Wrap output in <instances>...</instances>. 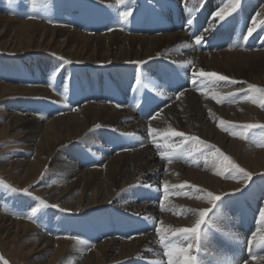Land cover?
<instances>
[{"label":"bare ground","instance_id":"bare-ground-1","mask_svg":"<svg viewBox=\"0 0 264 264\" xmlns=\"http://www.w3.org/2000/svg\"><path fill=\"white\" fill-rule=\"evenodd\" d=\"M244 6V15L248 18L252 17L253 10H256L258 6L257 9L260 10V17L263 20L264 0H250L248 4L245 1L241 8ZM101 13L99 17H102ZM157 13L164 14L163 10L161 12L159 10ZM261 20H259V24L263 25L264 21ZM0 30H16V32H20L19 38L22 41L28 40L29 44L27 46H23L22 42L15 45L6 43V47L10 46V50L33 49L26 53L50 52L57 58L63 57L79 66L87 64L102 65L103 62L123 64L134 60L150 59V57L156 56L159 51L163 55V59L180 61V56L172 49V43L173 41L188 39L184 31L164 32L159 35H129L122 31L87 35L76 28L70 30L64 27H52L40 21L19 20L2 14H0ZM90 42H93L94 46H89L91 45ZM189 55L190 53L185 54L186 57L192 56L191 58L196 60V73L203 70L202 65L204 63L215 69L227 70L230 76L220 74L227 76L231 81L244 79V74L247 73L254 81L261 82L264 85V50H222L217 53L196 51L193 55ZM53 65L54 61L52 59L43 61L42 66L33 70L30 79L27 80L30 81L27 82L28 85L26 86L0 81V99L6 100V97L10 98L16 95H30L50 96L53 100L56 94L48 89V83L51 81H49V76L54 69ZM83 66L77 71L78 83L76 87L96 88L97 83L98 86L102 87L104 82L97 79L94 84V75L87 74L88 71ZM158 71L159 67L157 66L151 78L146 74L143 75V77L147 76L146 82H150L153 89L156 90L153 81H156L158 86L161 85L165 88L162 98L167 105H164V107L161 105L157 108L160 113L150 122H140V124L139 122H129V119L135 117V107L131 105L128 97L133 74H123L118 69L109 72L111 76L115 77L118 94L113 95L110 93L108 96L117 101L116 103L100 97L102 100L96 99L87 102L86 105L79 107L75 112L58 115L49 118L45 122L42 120L46 117L34 113L27 114L29 116L20 115L16 112L8 114V125L2 128L0 132L8 133L20 128L28 131L26 139L30 141V145L35 147L37 159L41 160L42 156H48L45 164L53 156L56 158L55 153L60 146L81 138L85 131L98 124L110 126V123H116L122 130L137 129L140 131H142V128L139 129L138 127L144 126L145 130L155 131L158 135L168 132L170 129L179 128L186 134L178 138L179 142L183 141L186 136H197L199 139L195 138L194 141L182 144L177 148L179 157H173L169 163L159 160V155L155 152V149L160 147L161 150L171 155L175 154L171 150L172 136L171 139H164V144L168 147L161 144L156 145L153 139L142 137V141L133 144L135 147L133 146L132 152L115 154L108 157L107 161L103 158L102 164L97 165L94 169H81L79 164V168H77L67 158L62 157L63 160H61L59 157V163L55 164L56 168H58L57 166H63V164L73 167L72 170L68 171L77 174L78 177L72 179L70 183L86 184L87 189L90 188L94 195L88 200L79 199L87 201L73 203L65 201L69 199L67 189L64 192L55 190L51 193L47 189L42 190L41 194L46 195L52 202L60 204L65 209L73 210L76 213H84L85 226L83 225L84 221L70 225H66V221H62L61 224L65 226L64 230L72 228L75 234L90 238H82V242L70 239H53L30 223L11 219L0 209V247L2 249V243L13 248L16 244L22 245L23 250L21 252L25 255L32 254L34 256V259L32 256L31 264H114L135 256L144 260H151L152 263L149 264H180L179 258L184 259L183 253L187 254L189 252L185 243L188 236H190L189 231L194 229L201 221V213L204 214L205 209L207 210L211 204L206 193H223L242 185L232 180H223L218 175L217 169L225 163L227 157L236 158V161L243 168L256 174L264 171V148L252 147L241 138L222 132L217 126L218 121H252L255 120L256 115L264 122V111L254 104L241 102L228 103L226 106L219 104L223 94L227 95L228 93L240 91L245 86H237L225 81L220 88L217 87L201 93H198L200 90L194 91L192 89L177 95L178 97L175 98L170 96L171 93H167L166 85L159 81V79H163V72ZM190 71L195 72L193 69L188 70L186 73L192 75L193 72ZM130 75L131 78H128ZM124 78L131 80L128 88H122V79ZM198 86L196 83L195 88ZM65 88L67 87L65 86ZM105 89L108 90V88ZM67 90L69 91L70 88L68 87ZM97 90L93 89L92 93L97 94ZM98 92L101 93V90ZM124 94H127V96ZM172 94L175 95V93ZM63 105L65 108L64 102ZM65 109L69 110L67 107ZM17 136H20L19 133ZM143 143H146V145L140 146ZM63 149L65 150V147ZM65 151L69 155H73L75 152L74 149L69 151L66 149ZM63 156H65L64 152ZM20 160L25 162L27 159L20 158L18 161ZM29 162L33 169L43 168V165L38 162ZM0 168L3 172L14 170L12 165L2 163ZM28 170L22 173L23 178L31 176V172ZM142 179H149L162 184L168 194L171 189L172 194H174L176 189L178 191L177 187H184L181 189L183 197L168 195L162 200L160 206L159 199L162 196V191L157 193L156 200L148 203H145L147 197L141 195V193L139 197L133 198L134 191H127V189L131 184ZM80 187L83 186H78L77 189ZM191 197L192 199H190ZM147 200H151V198ZM58 201H62V203H58ZM254 204H257V202H254ZM110 205L119 208L117 210H127L130 213L145 212V215L149 217L140 216L143 219L141 224L133 225L129 222L128 226L123 229L126 218L115 216L112 210L114 206ZM158 207L159 209H156ZM233 208L235 209V207ZM91 211H93L92 216H90ZM221 217L225 219L224 226L227 236L233 237V241L241 239L239 243L237 242L239 247L249 245L248 248L252 250V240L263 243L254 246L255 252L251 254L250 259L242 257L247 259H245V264H264V255H260L264 252V229L257 230L252 225L250 232L248 229L240 231L236 227L239 225L237 214L234 219L232 216H228L227 213L221 214L218 218ZM79 219L81 220V218ZM114 220L120 222L116 233L121 234V236L113 238V234H115L112 232ZM184 229L189 231H182ZM252 231V237L249 238L248 236ZM125 237L128 238L125 239ZM158 237L161 240L158 241ZM165 246L168 250L163 252V255L161 248ZM232 255L225 250L221 259L226 263V260L231 259ZM236 255L240 259V256ZM7 263L9 264L8 261ZM226 264H228V260Z\"/></svg>","mask_w":264,"mask_h":264},{"label":"rangeland","instance_id":"rangeland-1","mask_svg":"<svg viewBox=\"0 0 264 264\" xmlns=\"http://www.w3.org/2000/svg\"><path fill=\"white\" fill-rule=\"evenodd\" d=\"M15 1H20V2H15ZM66 1L67 0H63V1L62 0H0V14L6 15L8 17L16 18L19 20L40 21L52 27L53 26L54 27H64L70 30L76 28L82 31L79 28V26L82 24L84 25V23L85 25L87 26L90 25L91 27H96L95 24L97 23V26L99 27L113 26L115 28V30L114 29L108 30V32H105V33H102L101 31H96V33L95 31L94 32L91 31L90 33H87L86 30L82 31V33L87 34V35L106 34V33H111L113 31H122L124 27L127 28V31L125 32L122 31L125 34H129V35L130 34H135V35L141 34L142 35L145 33H138V32L132 33L131 32L132 31L131 23H133V20H132L133 18L131 17L133 16H136L139 18L149 17L148 20H146V18L142 19V21H144V25H147L148 22L153 18V15L157 16L158 14L157 12L159 10L160 12L162 11V9L165 7L164 3L168 4L167 2H165L167 0H114V1L113 0L112 1L110 0H91V1L90 0L89 1L88 0H85V1L72 0L70 1L71 5L65 9L64 7L66 6L65 4ZM92 1H94L95 3ZM177 1L180 4L181 1L183 0H180V1L177 0ZM195 1L201 4L203 1L205 3L206 0H195ZM245 1L248 4L250 0H243V3ZM192 3L193 2L191 1L186 6L190 7ZM44 4H47V5H44ZM90 4H97L93 6H98V7L90 10L88 8L93 7V6H89ZM43 5L48 7V9H59V8H62V9L57 10V11H49V15L54 16V17L49 18V15L44 14L46 9L40 8ZM193 5H194L193 8L198 7L199 9V4H193ZM225 5H228V6L225 8ZM22 7H25L23 8V10H27V11L21 10ZM233 7L235 6L230 3L229 4L225 3L223 4L221 8H225L224 14H227L233 9ZM257 7H256V10H253L252 17L250 18L252 22L254 20L257 22L255 23V25L257 24L259 25L260 23L259 20H261V17H260L261 13H260V10L257 9ZM37 8L39 9H38V13L36 14V16L31 15V13L36 11ZM244 8L245 6L242 8L240 7L239 10H237L234 13L235 15L232 17L233 27H237L238 25L242 23L243 20L240 16L245 14ZM20 10H21V14L17 15V13ZM31 10L32 12H30ZM71 11L77 12L78 18L86 17L87 19L85 21L80 19L79 20L80 24L76 26L78 18L75 16V13H71ZM28 12H30L28 14V15H31L30 17L27 15ZM99 12L101 13L102 17H99V14H100ZM125 12H129L130 14L128 15L126 20L122 19L123 21L122 25L124 26L122 28V26L121 27L120 25L118 26L117 23L119 22V24H121L120 20L122 18V14ZM68 14L72 15L73 17H68ZM204 14L207 15V17L212 16V12H210V9H207V8H205ZM55 15H57L58 17ZM107 15H109L107 17L108 19L106 18ZM182 15H183V12H182ZM41 18L44 20H42ZM214 18L215 19L211 21L213 24L209 23L208 27L211 30H215L219 25L220 27L219 32L222 31L224 29L223 28L224 24H221V23L223 22L218 17H214ZM262 19L263 20L261 21H264V18ZM151 23L149 25H151ZM246 26H247V22H245V27ZM263 26H264V23H263ZM216 30H218V28ZM179 31L185 32V30H179ZM146 34H149V33H146ZM159 34H162V33L149 34V35H159ZM19 37H20V32H16V30H11V31H7V30L1 31L0 30V81L4 83H8V84L26 86L28 85L26 83L29 82L30 80L26 81L25 73L29 71L31 72L32 67L42 66L43 61L52 59L54 61V65H53L54 69L49 77L53 78V81L56 82L55 85L57 87L54 86V84H50L48 89L51 90L54 94H56V97L52 100L50 96L16 95L10 98L6 97V100L0 99V131H2V128L8 125V122H9L8 114L10 113L16 112L17 114L25 115V116L27 114H33V113L38 114L39 116L43 115L44 117H46V119H43L42 121L45 122L49 118H53V117H56L58 115H62L65 113L75 112L79 107L87 104V102H84V103L79 102L80 97L79 95L77 97V93H76V88H77L76 86L78 83V78H77L78 72L77 71L83 65L79 66L72 61L69 63V60H66L64 58L63 60H61L60 58H57L56 56H54V54L50 52L26 53V52L32 51L33 49L15 51L14 49L10 50L9 48L10 46L6 47V43L10 45H15V44H19V42H22L23 46H27L29 44L28 40L22 41V39H20ZM90 44L91 45L89 46H94L93 42H90ZM172 44H173L172 49L176 51L178 56H180L179 58L180 61L177 60L175 62L188 63L189 65L193 64L194 68L190 70L194 69L195 72H197L196 65H195L196 60L191 58L192 56L191 57L185 56L186 53H190V55H193V53L196 52L191 49L190 40L187 39L183 41H175V42L173 41ZM254 48H255L254 46H249V49H247L245 45L242 47L226 48L223 50H244V51L261 50V49H254ZM217 52H204V53H217ZM21 53H25V54H21ZM162 56L163 55L159 51L156 56L150 57V59L146 58L144 60H134V61L123 63V64H118L116 62H112L113 64L108 63V62H103L104 65L103 64L102 65L87 64V65H84L83 68L86 69L88 72H91V73L93 72L91 75H94L93 76L94 84L97 82V79H100L101 82L102 81L104 82L106 81V78L110 77V76L106 77L103 74H101V73L105 74L107 72L108 67L110 68L112 67L109 70V72L114 69H118L119 72L123 74H133L134 78L132 80V84H131L132 86L134 81H136L135 83L138 84L140 80L146 82L147 76L151 78L153 73H155V68L157 69V65L154 64L153 60H158L160 58L163 59ZM188 58H191V59H188ZM135 63H137V65L141 67L142 66L144 67L141 69L138 68L137 69L138 71H136L135 67L133 66L131 67V65ZM30 66L32 67L30 68ZM125 66H130V68L126 70L124 69ZM202 69L205 73L214 72L219 75L226 74L230 76V74L227 73L228 72L227 70H223L220 68L215 69L204 63L202 65ZM188 70L189 69H187L186 72ZM158 72H162L160 67H159ZM11 73L12 75L18 74V76H15L12 78L10 77L7 79L5 75L9 76L11 75ZM220 73H223V74H220ZM144 74H146L147 76L145 75V77H143ZM97 76L99 78H97ZM136 76H138L137 80L135 78ZM205 80L209 81L210 79L205 78ZM159 81L163 82V79H159ZM229 81L231 80L229 79ZM234 81L235 83H232L233 85L236 84L237 86H239V83H240V86H245V88H243L244 91H236L235 94L238 95L240 92L239 94L240 96L234 97V101L238 100L241 103H251V104L258 106L259 109L264 111V85L263 83L254 81L251 77L248 76L247 73L244 74V79H235ZM51 82L52 81H50V83ZM222 82L224 83L225 81H222ZM110 83H112V81H110ZM116 83L117 82L115 81V83L113 84L116 85ZM146 83L148 84V86H150V82H146ZM153 83L155 85L156 90L157 91L161 90L160 92H162L163 94L165 88L162 86L163 87V91H162V88L157 85L156 81H153ZM107 85L105 86V88H108L109 90L111 86L109 84ZM65 86L67 88L69 87L71 92L70 90L68 91L67 88H65ZM196 89L197 88H193L194 91H196ZM69 92L70 94H68ZM229 94L231 93H228L227 95ZM63 102L65 103V108L66 107L69 108L70 111L64 108ZM71 102H73L74 104L72 105ZM75 104H78V105H75ZM222 106H226V104L223 103ZM30 109H32V111H30ZM53 110L55 111L62 110V111H60V113L57 114L55 112L53 113ZM129 122L138 123L135 117L129 119ZM248 125H264V122L257 115H256L255 120H252V121L242 122L238 120L237 121L225 120V121L217 122V126L222 132H226L229 135L241 138L244 142L254 147L252 144H250V142H248L247 137L250 136L252 132H254L255 128L258 129L261 127H246ZM138 128L139 129L142 128V131L137 130V129L122 130L120 129V127L117 126L116 123H110V126L99 125V124L95 125L94 127H91L87 131H85L81 138L71 141L70 143H67L64 146L63 145L60 146L57 152L55 153L56 158H54L53 156L52 158H50L47 164H45V161H47V157H48L47 155L42 156L41 160L37 159L35 147H33V145H30L29 144L30 141L26 139V135L28 131H26L25 129L23 130V128H20L18 130H12L8 133L0 132V164L2 163V164L12 165L14 168L13 171L11 170L12 172H3L0 168V209L1 211H3V213L5 215H8L11 219L20 220L22 222H26V223H30L31 225H34L38 230L48 235L50 238L52 237L53 239H70V240H74L77 242L79 241L82 242V238L79 235L75 234L73 231H68L67 229L64 230L65 226H62L61 222L66 221L65 224L70 225L75 222L77 223L80 221L81 222L84 221L83 225L85 226L86 222L85 220H83L85 219V217H83L84 213H76L73 210L63 208V206H61L60 204L54 203L50 199H48L46 195L45 196L42 195L41 191L48 189L49 193H51L52 191H55V190L59 192H64L67 189V194L69 196V199L65 201H71L73 203H77L79 201H87L88 199L92 198L94 194L92 193L90 188L87 189L88 187H86V184L84 185L82 183L81 185L83 187H80L77 189V187L81 185H78V183H74V182L70 183L72 179H75L78 177L77 174H74L68 171V170H72L73 167H69L68 164L66 165L63 164V166H60V167L57 166L58 168H56L55 164H58L59 159L61 158V160H63L62 157H64V159L67 158L68 160H70V162L77 168H79L78 167V164H79L81 166L80 167L81 169L83 168L94 169L97 167V165L100 166L102 164L101 162L103 158H104L103 160L107 161L108 157H111L115 154L117 155L120 153L133 151V148L135 146L132 147L130 150H126V151L115 150L114 145H115L116 137L119 136L125 140L128 139L130 143H131L130 139H134L135 141H138L142 137L144 139L146 138L151 139L150 137H147L148 135L144 132L146 130L142 126ZM146 132L148 133L149 131H146ZM18 133L20 135L19 137L17 136ZM175 133H183V132L179 128H174V129L168 130V132L167 131L163 132L162 133L163 135L162 134L158 135L155 131H152L150 134V136L154 135V137L156 138L155 141H157L160 136V138L163 140L161 145L165 147H168V145L164 144V139L165 138L171 139L173 137V140H171V145H172L171 150L175 154L171 155L168 152L161 150L160 147L155 149V152L159 155L158 159L161 160L162 162L165 161L169 163L173 157L175 156L179 157L177 155V152H178L177 148H179L182 144L186 142L189 143L191 141H194L195 138L199 139V137L197 136H186L183 141L179 142L178 138L182 137L183 135L180 136V135H176ZM145 145L146 143H143L141 146H145ZM258 146L259 147H255V148H264V141L260 142V145ZM64 147H65V150L67 149L69 151L70 149H74L75 152L73 153V155L66 154V151L63 149ZM63 152L65 153L66 157L63 156ZM20 158H23V159L25 158L27 160L25 162H22L21 160L18 161ZM29 161H32L33 163L34 161L38 162L41 165H43V168L33 169V166L29 165L30 164ZM226 164H231L232 166L238 165L239 168L244 169L245 172L249 173L250 175H244L243 173H239L236 170H233L229 174L225 168ZM26 170L31 172V176L28 178H23L22 173L26 172ZM80 172L82 171L80 170ZM217 173L223 180H227V181L232 180L233 182L235 181L236 183H240L242 185L238 186L237 188L227 190L226 192H223V193H218V194H213L211 192L206 193V196L211 201V204L209 208L207 209V211H204L203 219H201V221L199 222V227L197 228V225H196V227L194 228L196 230L195 233L192 231H189L190 236H188L186 240V244H187L186 248H187V251L189 252L186 251L187 254L183 253L182 256L184 257V259L179 258V260L181 261L179 262L180 264H221V263L226 264L227 260L225 263V261H222L221 259L223 257L224 251L227 250L231 254L236 253V248H235L236 245H234L233 243L234 239L231 240V236L229 237L225 233L226 231V228L224 226L225 219L222 217L221 218H218V217L221 214H223V212H226L228 216H232V218L234 219V216H236L237 212H234L236 210H234L233 207L238 209L239 204L242 206L244 204V201L247 198V197L241 198V199L239 198L238 200L237 194H242V193L245 194L246 191L248 192L253 191V192H250L251 196L248 195L249 199H251V200L247 199L248 209H250L252 212H255V210L257 209V212L255 213L256 224L254 225V228L257 230L264 229V215H261V213H264V171H261L257 174L254 172H251L243 168L236 161V158L228 156L225 163L218 167ZM18 174L19 176L17 177ZM125 188H128V187H125ZM133 188H135V190H133ZM177 188H178V191L176 189L174 191V194H172L173 193L172 189L171 191H169V194H168V192L163 188L162 184L155 183V181L153 180H149V179L143 180L142 179V180H137L136 182L131 184L130 187L127 189V191H134L133 198L139 197L140 193L141 195L146 196L147 199L151 198V200L146 199L145 203L152 202V200H156L157 193L159 191H162V196L159 199L160 201L159 206H160L162 200H164V198L167 197L168 195L172 194L177 197H183L181 195V189L184 187H177ZM216 197H219V199H216ZM81 198L87 199V200H79ZM253 198L255 200H253ZM190 199H192V197ZM253 201L257 202V204H254ZM58 203H62V201H58ZM50 205H56L57 207H50ZM110 206H114V205H110ZM33 209H35V212H33ZM60 209H64L65 211H60ZM117 209L119 208L115 206L112 208L113 211ZM156 209H159V207ZM124 211H127V210H124ZM92 212L93 211L90 212L91 213L90 216H92ZM132 214H133L132 216L126 217V221L123 225V229L128 226L129 222H131V219H133L134 217L136 218L149 217L148 215H145V212L132 213ZM79 218H81V220ZM211 219L212 221L214 219L215 220L212 222ZM114 222L120 224V222H118L117 220H114ZM131 224L139 225V224H136L135 222H131ZM117 229L118 228L113 227L112 232L115 233L113 234V238L117 236H121V234L116 233ZM127 238L125 237V239ZM157 239L158 241L161 240L159 237ZM252 242H254L253 246H257L260 243H262L261 241L258 242V241H253V240ZM219 244H221L222 246L218 247ZM2 246H3V249L0 247L1 253L5 258H7V261L9 262V264H31L33 255L32 254L25 255L23 252H21V250H23L22 245L16 244V246L13 248L11 246L4 245L2 243ZM222 247H226L227 249L223 250ZM161 250L159 251H161L162 254L164 255L163 252H166L168 248L165 246V247H162ZM252 251L255 252V250L253 249ZM241 254H245L244 249H242ZM260 255H264V252H262V254ZM235 256H236L235 259L237 260L242 259L240 264L246 263V260H247L246 258H245L246 260L241 257L239 259L237 258L238 257L237 255ZM129 258H126L125 260H121L114 264H128V263L149 264V263H152L151 260L149 259L144 260L136 256L130 259ZM250 258L251 257H249V259ZM33 259H34V256H33ZM0 264H8V263L6 261H3L0 258ZM228 264H230L229 261H228ZM232 264H236V262L232 261Z\"/></svg>","mask_w":264,"mask_h":264},{"label":"snow or ice","instance_id":"snow-or-ice-1","mask_svg":"<svg viewBox=\"0 0 264 264\" xmlns=\"http://www.w3.org/2000/svg\"><path fill=\"white\" fill-rule=\"evenodd\" d=\"M229 3L230 4H232V5H234V6H239V3H240V0H229ZM228 5H225V8L227 7ZM225 8H221L220 10H218L217 12H215L213 15L215 16V17H218L221 21H224L225 20V15H224V13H225ZM233 10H235V7H233ZM130 13L129 12H125V13H123L122 14V19H127V17H128V15H129ZM188 23H189V25H191V23H192V20H189L188 21ZM253 28L255 27V23H253V26H252ZM252 31V28H250L249 29V32H251ZM195 43L197 44V45H200L201 43H202V37L201 36H197L196 38H195ZM60 59L61 60H63V57H60ZM71 61H69V63H70ZM197 76H199V77H202V78H207V79H214V78H218V80L219 81H229V78L227 77V76H224V75H219V74H217V73H205L203 70H201L198 74L196 73V72H193L192 73V78L193 79H195ZM229 82H231V83H235V81H229ZM253 87H255V86H253ZM241 91H244V89H241ZM119 106V105H118ZM246 127H264V125H248V126H246ZM176 135H180V136H182V135H184L183 133H175ZM163 155V154H162ZM225 168H226V170H227V172L230 174L233 170H236V171H238L239 173H243L244 175H250L249 173H246L245 172V170L244 169H242V168H239V166L238 165H236V166H232L231 164H226L225 165ZM25 194H27V193H25ZM216 199H219V197H216ZM50 207H57L56 205H50ZM60 211H65L64 209H60ZM205 211H207L206 209H205ZM33 212H35V209H33ZM261 215H264V213H261ZM201 219H203V213H201ZM199 227V223L197 224V228ZM182 231H184V232H187V231H189L188 229H184V230H182ZM192 232H194L195 233V229H192L191 230Z\"/></svg>","mask_w":264,"mask_h":264}]
</instances>
